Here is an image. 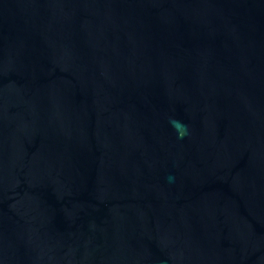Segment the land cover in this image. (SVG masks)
<instances>
[{
    "label": "water",
    "instance_id": "1",
    "mask_svg": "<svg viewBox=\"0 0 264 264\" xmlns=\"http://www.w3.org/2000/svg\"><path fill=\"white\" fill-rule=\"evenodd\" d=\"M0 264H264V0H0Z\"/></svg>",
    "mask_w": 264,
    "mask_h": 264
},
{
    "label": "clouds",
    "instance_id": "2",
    "mask_svg": "<svg viewBox=\"0 0 264 264\" xmlns=\"http://www.w3.org/2000/svg\"><path fill=\"white\" fill-rule=\"evenodd\" d=\"M170 123L173 125L174 128L177 129L180 138H183L185 135L188 134V126L182 121L172 119ZM169 179H174V177H170Z\"/></svg>",
    "mask_w": 264,
    "mask_h": 264
}]
</instances>
